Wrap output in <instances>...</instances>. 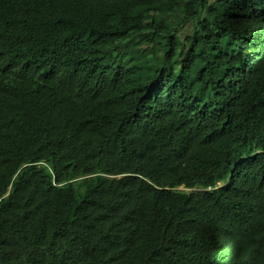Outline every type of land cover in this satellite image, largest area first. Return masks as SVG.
Segmentation results:
<instances>
[{
	"label": "trees",
	"instance_id": "1",
	"mask_svg": "<svg viewBox=\"0 0 264 264\" xmlns=\"http://www.w3.org/2000/svg\"><path fill=\"white\" fill-rule=\"evenodd\" d=\"M0 264H264V0H0Z\"/></svg>",
	"mask_w": 264,
	"mask_h": 264
},
{
	"label": "rangeland",
	"instance_id": "2",
	"mask_svg": "<svg viewBox=\"0 0 264 264\" xmlns=\"http://www.w3.org/2000/svg\"><path fill=\"white\" fill-rule=\"evenodd\" d=\"M191 29H190V25H188L187 27L184 28L183 32L187 33L189 32ZM182 33V32H181Z\"/></svg>",
	"mask_w": 264,
	"mask_h": 264
}]
</instances>
